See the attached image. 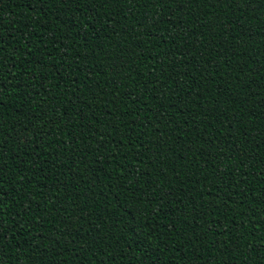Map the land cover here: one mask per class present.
<instances>
[{
	"label": "trees",
	"instance_id": "trees-1",
	"mask_svg": "<svg viewBox=\"0 0 264 264\" xmlns=\"http://www.w3.org/2000/svg\"><path fill=\"white\" fill-rule=\"evenodd\" d=\"M9 5L52 101L43 170ZM21 176L45 199L10 198ZM0 264H264V0H0Z\"/></svg>",
	"mask_w": 264,
	"mask_h": 264
},
{
	"label": "rangeland",
	"instance_id": "rangeland-1",
	"mask_svg": "<svg viewBox=\"0 0 264 264\" xmlns=\"http://www.w3.org/2000/svg\"><path fill=\"white\" fill-rule=\"evenodd\" d=\"M8 20L7 31L10 33V39L12 42L11 46H7L6 50L8 51V61L13 62V66L10 69V75L8 79L5 81V84L9 86L10 90L21 94L22 99L24 100V105L27 108H31V117L25 122L24 126L29 130L34 129L35 135L34 137V146L32 149V159H29V163L34 167H38L37 169H42L39 165L42 163L38 162V160L43 162L44 155L41 154V151L49 150L48 160L53 159L57 155V146H53L52 148H47L48 140H57L58 132L54 125H47L50 116H52V101L50 97L42 91L35 79L31 67L28 64L26 59V45H25V36L24 31L21 26V9L18 7H14L9 5V11L7 16L5 17ZM18 57V58H17ZM14 59V60H13ZM37 88L36 94L33 92V88ZM45 128V134L41 135L40 138L37 137L38 133H41V129ZM44 136V137H43ZM47 139V140H45ZM29 164V165H30ZM28 165V166H29ZM43 170V169H42ZM19 178V175L13 177L11 176V181ZM25 177L21 176V181L18 184H15V190L13 188L4 185L5 190L8 192L10 198H15L18 201V204L25 205V196L26 194L21 195V193L27 192L30 188L31 192L38 190V199H45L44 193H46V188L42 185H27L28 181H23ZM33 180L30 179V181ZM37 180H34L36 182ZM38 184V181H37ZM37 198V195L35 194Z\"/></svg>",
	"mask_w": 264,
	"mask_h": 264
}]
</instances>
